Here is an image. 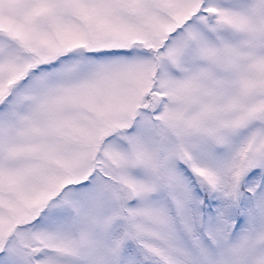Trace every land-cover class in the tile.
I'll return each mask as SVG.
<instances>
[{
    "label": "snow or ice",
    "instance_id": "obj_1",
    "mask_svg": "<svg viewBox=\"0 0 264 264\" xmlns=\"http://www.w3.org/2000/svg\"><path fill=\"white\" fill-rule=\"evenodd\" d=\"M0 264H264V0H0Z\"/></svg>",
    "mask_w": 264,
    "mask_h": 264
}]
</instances>
